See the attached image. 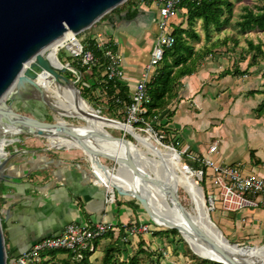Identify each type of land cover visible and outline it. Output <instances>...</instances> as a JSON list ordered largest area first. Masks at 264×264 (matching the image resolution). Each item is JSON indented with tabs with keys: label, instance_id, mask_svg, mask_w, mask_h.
<instances>
[{
	"label": "crops",
	"instance_id": "1",
	"mask_svg": "<svg viewBox=\"0 0 264 264\" xmlns=\"http://www.w3.org/2000/svg\"><path fill=\"white\" fill-rule=\"evenodd\" d=\"M150 9L155 15V21H158L157 10L152 6ZM185 13L184 10L172 22L173 30L178 26L187 27ZM156 29L153 47L158 34V25ZM135 52L136 49L133 48V56ZM127 61L128 63L124 62L125 80H128L127 85L132 93L140 80L139 75L147 64L141 69L136 65L135 58ZM244 62L246 67H244L245 63H239L238 68L241 72L249 69L248 65L251 61L244 60ZM255 69L253 66L246 75L236 77L223 76L230 69L222 70L223 72H219L220 76L216 77H220V80L215 82L216 87L210 90V97L205 94L203 95L206 97H203L196 92L201 81L204 80L203 73L207 74L205 71L187 76L191 84L187 86L186 94L193 96L197 105L203 104L205 115H199L183 107L178 108L171 121L166 119L164 114L160 116L159 124L165 131H159L164 133L170 141L169 144L175 146L179 152L187 151L200 158H209L223 166H237L245 175L264 179V114L257 112L259 106L264 103V95L250 96L251 92L263 90L264 85L261 87L259 81L256 84L252 83L247 89L248 93L240 97L234 94V90H238V87L233 86L235 80L247 77L249 72L252 73ZM217 94L220 95L218 99ZM222 106L226 107L225 112L218 111ZM214 118H220V121H213ZM215 144L218 147L216 153L209 154L210 147ZM57 150L55 154L43 149L19 150L4 170L0 180V213L4 224L7 252L11 259L18 257L46 237L60 235L72 223L94 225L107 222L115 225L117 230L113 236H105L94 243L96 250L91 253L90 263L100 264L105 249L110 244H114L118 238L122 250L119 258L121 261L127 260L129 254L132 255V251L138 249L137 244L132 243L134 247H131L128 241L134 242L137 236L142 234H131L132 226H129L128 222L142 225L146 223L141 218L140 209L134 210L130 199L116 197V202L106 210L107 190L96 181L92 167L105 185L107 172L95 165L85 152L83 153L87 160L80 151ZM1 156L4 157L3 149ZM200 168L199 165L195 170ZM205 174L203 184L208 182L206 189L209 194H207L209 196L214 192L217 194L212 182V170L205 169ZM217 211L214 215L216 225L231 243L252 245L264 242V206L259 209H244L236 213H223L220 209ZM156 232L160 230L152 227L142 240L152 251L158 253L163 246H166L165 241L174 242V239L168 235L154 236ZM63 253L62 257L57 255L53 259L50 256L46 257L45 261L51 260L50 264H55L61 259L68 258V253L66 251Z\"/></svg>",
	"mask_w": 264,
	"mask_h": 264
},
{
	"label": "rangeland",
	"instance_id": "2",
	"mask_svg": "<svg viewBox=\"0 0 264 264\" xmlns=\"http://www.w3.org/2000/svg\"><path fill=\"white\" fill-rule=\"evenodd\" d=\"M137 1V2H136ZM133 0L131 5L128 6L125 5L114 12L106 15L103 17L98 23H96L91 29L81 33L76 38L85 46L87 47L89 45L90 40H94L97 34H103L106 36V38H111L114 40L115 45L118 48V53L124 62L128 63V59H136V65L140 67L141 69L144 68V65L147 64V61L149 60L150 53L152 51L153 47V41L155 40V35L157 33V21H155V15L150 9V6L148 4H141L139 3V0ZM235 3L234 7V18L232 20V24L224 27L221 31H216L213 28L211 29V38H206L205 30L203 29V26L201 22H198L195 24L194 28L200 35V41L190 40V43L194 46L195 51L197 53H200V56L197 54L194 58L195 62V72L199 71H205L207 74L203 73L204 80L201 81L200 87L197 89V94H205L206 96L210 97V90L216 87V81L220 80L219 78H216L219 75V72L222 70L232 69L234 70L236 67H240L239 63H245V60H251L252 55L248 54V41H253L255 44L262 43L263 44V51H264V31H246L242 32L240 31L239 27L237 26V22L241 19V15L243 14V10L245 7L253 8L255 11L257 8L264 5L263 0H233ZM130 7V8H129ZM138 11V17L136 18V21L132 23L126 22L125 20H122V16L127 14L129 12V15L134 11ZM78 43L76 41L69 42L67 45L68 48L71 50L73 49V46H76ZM138 47V49H137ZM133 48L136 49L135 56H133ZM87 49V48H86ZM208 51V52H207ZM130 53V54H129ZM205 53L204 55L207 56L205 58H202L201 55ZM207 53V55H206ZM130 57V58H129ZM134 57V58H133ZM49 58L52 60L54 64L61 67L60 62L66 67L67 64H70L72 66L80 67L77 63L78 59L77 57L72 54L70 50L67 48H61L57 52L53 53L49 56ZM60 61V62H59ZM243 61V62H241ZM255 70H253L252 73L249 72L247 77H241L242 79H238V81L235 80L234 87H238V90H234V94H236L237 97H240L243 94H247L248 87L251 86V84H256L258 81L262 87L264 85V55H261L260 58H258V64L255 65ZM124 72H126V67H123ZM77 71V70H75ZM144 72V71H143ZM143 72L139 75V79L141 80ZM223 72V71H222ZM101 78L100 80L103 82V76L105 74V71L101 72ZM65 75L71 79L72 81H78L79 84H77L78 88L81 91V96L85 97L84 100H86L89 105L96 111H99V115L105 118H110V112L109 107L112 101H116V98L114 96L109 97L105 92H102L101 88L95 89L93 86L95 82H97V79L99 76L95 75L92 76V70L88 69L85 71L83 75L76 76L74 74H70V71L67 70ZM141 76V77H140ZM238 78V77H237ZM139 80V81H140ZM190 79L188 77H185L181 79L176 87L175 92L176 96L172 98L171 103H169L167 110H166V116L165 118L171 121L172 114L175 113V110L178 108H186L192 112H195L199 115H205V110L203 104H196L193 96L186 94L187 86L191 83H189ZM122 83L127 84L128 80H121ZM229 83V82H228ZM232 84V82H231ZM227 85V84H226ZM230 85V84H229ZM89 89V90H88ZM186 90V91H185ZM237 90V91H236ZM88 91V92H87ZM236 91V92H235ZM203 95V97H206ZM217 99L220 97L219 94L216 95ZM233 96L231 95L230 98ZM236 97V98H237ZM184 101V102H182ZM8 104H11L16 111L25 114L29 117H33L48 123H54L57 121H61V117L57 115V113L52 109L49 105H46L43 101H41L37 96H35V90L33 88H29L27 91H23L21 93H17L16 91L13 92L6 100ZM177 104V105H176ZM172 105V106H171ZM221 105V104H220ZM225 106H222L220 109H218L219 112L223 110L225 112ZM125 110L121 109L119 111V114L122 117V121H119L124 124H128L132 127L133 132L135 134L141 135L142 137H146L149 139L150 142L155 143L158 145V141L155 139V135H150L146 130H143V126L141 125H132L128 123V114L127 112L124 113ZM171 115V116H170ZM220 115V113H219ZM66 122L69 124L75 125V126H82L85 125V123L81 120L67 117L63 118ZM116 120V119H112ZM164 118L162 119L163 122ZM118 121V120H116ZM213 121H220V118H214ZM159 120L156 121L154 124V128L156 131L163 130L162 127L159 124ZM147 129V128H145ZM114 137L119 138H125L129 141L130 145L138 146V140L137 138L130 135L127 132H124L120 129H107ZM4 136L0 135V141L2 140ZM9 140L17 139V141L10 146H6L4 149L9 152L10 155H17L19 150H45L47 152L56 153L58 152V148H50L49 141L46 138L38 137L34 135H20V136H14V137H7ZM153 138V139H152ZM169 140L161 142L158 145V147L163 150L167 151L166 148L163 147V145L167 146L169 145ZM141 148V147H139ZM142 149V148H141ZM4 153H6V151ZM76 150V149H73ZM80 151V150H77ZM82 155L84 156V159L87 160V157L84 155L83 152L87 151H80ZM88 154V153H87ZM176 159L179 161L178 158H180L177 154L172 153ZM89 155V154H88ZM145 157L142 158L143 160H140L139 158L136 159V166L137 168L142 172V174L145 175H151L152 173L155 174V171L158 169L155 165V163L147 162V157L151 158V155H144ZM0 153V161L5 159V157H2ZM100 160L102 163L110 167L111 169H114L117 167V164L112 160L104 156L99 155ZM10 159L8 162L12 161ZM182 161L180 163V168L183 170L184 167H190V168H196V165L193 164V162L189 161L186 156H182ZM155 170L154 172L151 171V169ZM161 172V171H160ZM196 175V174H195ZM193 176L194 180L198 183V186L203 189L204 195L206 198H209V193L207 192L206 187L208 186V182H205L204 184L201 182V178L196 175ZM155 175H152L154 177ZM157 180H159L157 175ZM153 186V185H152ZM110 191H113V189L109 188L108 185L106 186ZM1 191V188H0ZM208 193V194H207ZM215 195V192L213 193ZM178 195L180 197V200L184 207L188 208L191 206L190 204V198L185 193V191L181 188L178 190ZM116 197H125L126 199H130V201H136L140 205L139 213L141 215V218L146 222L145 224L152 225L153 228H157L160 231H166V230H172L163 226H159L155 224L152 220V218L149 216L147 211L143 208V206L134 198L128 196V195H120L116 191ZM216 198V196H215ZM215 206L217 210L219 209V202H215ZM210 211V216L213 220V222L216 224L214 215L216 212ZM0 217L2 219V215L0 213ZM132 221L128 222L129 226H136L137 228H140L142 226L141 223H131ZM156 225V226H155ZM169 234V233H168ZM146 235V233L139 234L137 236V239L132 242L131 240L128 241V243L132 245L139 244L137 241L142 240L143 236ZM168 236L173 237L171 234ZM167 238V237H166ZM174 242H164L166 246H163V248L158 252L157 255L154 257V262L161 259V264L164 262V264H193V258L198 257L194 251L191 249V246L187 241L183 238V236L180 234L177 237H173ZM174 244V245H172ZM252 246L255 248L261 247L264 245V242H258L246 245H240V246ZM254 248V249H255ZM254 249H249L245 251H252ZM136 250L132 251V255L136 254ZM45 255V254H44ZM60 257L64 255L63 252H60L58 254ZM62 259L59 260L55 264H60ZM42 264V263H38Z\"/></svg>",
	"mask_w": 264,
	"mask_h": 264
},
{
	"label": "water",
	"instance_id": "3",
	"mask_svg": "<svg viewBox=\"0 0 264 264\" xmlns=\"http://www.w3.org/2000/svg\"><path fill=\"white\" fill-rule=\"evenodd\" d=\"M127 1L129 0H0V135L6 137L34 135L46 138L61 132L82 142L85 149L94 156H102L89 149L83 143V140L87 139V135L77 132L71 125H66L63 121L48 123L29 117L16 111L6 100L15 91L21 93L29 88L35 90L37 85L34 83V78L36 73L40 71L46 72L59 82L70 85L81 95L76 82L65 75L68 69L60 61L61 67L53 64L49 56L63 48L81 33L91 29L103 17L114 12L115 9L127 5L125 4ZM125 18L128 23L136 21V18L128 20L126 14L122 16V20H125ZM80 98L84 101L82 96ZM40 100L48 105L45 100ZM92 111L93 114L89 113V116L100 119L103 123L113 124L117 122L100 116V112L93 108ZM118 123L121 122L118 121ZM123 125L125 124L123 123ZM10 132L12 134H9ZM93 137L129 143L125 138L114 137L101 132H95ZM166 150L177 154L180 157L178 163H181L182 158L176 150L168 148ZM119 161L132 171L134 177L171 196L173 203L187 219V226L191 229L192 234L207 243L213 250L215 257L209 256L205 260L221 264H250L237 257V254L232 250H249L255 247L240 246L231 243L226 238L210 216V197H205L203 189L198 186L195 180L194 182L200 189L204 200V224H198L190 219V213L182 204L177 187L160 183L155 176L142 174L130 154ZM8 163L0 161V180ZM166 168H169V165ZM179 170L186 174L193 173L188 167H184L183 170L179 167ZM113 191L115 194L117 191L120 195H127L118 188L113 189ZM134 199L152 217L144 200L139 197ZM166 228L175 229L182 235V231L178 227L167 226ZM7 262L8 252L0 217V264H7Z\"/></svg>",
	"mask_w": 264,
	"mask_h": 264
},
{
	"label": "built area",
	"instance_id": "4",
	"mask_svg": "<svg viewBox=\"0 0 264 264\" xmlns=\"http://www.w3.org/2000/svg\"><path fill=\"white\" fill-rule=\"evenodd\" d=\"M184 1L185 0H141V4H148L157 10L158 34L151 51L149 63L144 69L141 80L136 83L131 93L132 102L127 109L128 123L143 126V130H146L151 136L155 135V139L159 143L166 141L167 138L162 131H156L154 128V123L158 121L159 117H154L153 121L146 119L149 114V106L152 103V98L148 91V83L154 70L162 63L165 51L175 44L172 22L184 11V9L181 8ZM73 41L78 43L79 49L71 50L67 47L68 45H65L63 48H67L77 57V63L80 67H92L99 63L96 54L88 49V46L85 47L77 38L73 39L71 42ZM94 41L97 50L101 51L103 54V59L105 61L104 75L109 80H125L123 61L119 53L114 50V41L109 37L106 38L103 34H97ZM66 68L76 76L82 75L76 66L67 64ZM75 82L76 84L78 83V81ZM165 147L177 151L176 147L171 144L165 145ZM217 148V144L211 146L209 154L216 153ZM177 152L180 154L181 158L182 156H186L189 161L196 162L201 166L198 170L190 167L188 168L193 172V176L196 174L201 178L202 183L206 176L205 169L212 170L213 186L217 189V194L209 196L211 199L210 207L213 212L217 210L215 206L216 201L219 202V209L223 213H236L244 209H259L264 206L263 178L245 175L242 169L237 166L219 165L209 158H200L187 151ZM92 174L96 181L107 190V210L108 207L116 202V194L114 191H110L106 185L100 181L93 167ZM151 228L152 225L143 224L140 228L133 226L130 232L131 234L149 233ZM116 230L117 228L115 225L107 222H100L94 225L89 223H72L68 225L60 235L46 237L36 242L18 257L10 259L7 264L42 263L46 260V257H43L44 254L56 251L73 253L75 260L82 261L85 253L95 252L96 248L94 243L96 240L102 239L110 232H116Z\"/></svg>",
	"mask_w": 264,
	"mask_h": 264
},
{
	"label": "bare ground",
	"instance_id": "5",
	"mask_svg": "<svg viewBox=\"0 0 264 264\" xmlns=\"http://www.w3.org/2000/svg\"><path fill=\"white\" fill-rule=\"evenodd\" d=\"M73 49H79V45L73 46ZM34 83L37 85L35 96L45 100L48 105L54 109L57 115L62 118L61 121H63V123L71 125L77 132L87 135V139L83 140V143L86 144L89 149L104 157L112 159L117 164V167L111 169L102 163L99 155L94 156L89 153L82 142L73 139L67 134H62L61 132L46 137L49 141L50 148L76 149L82 152L87 151L89 155L85 153L89 159L107 172L108 178L106 186L108 185L111 189L118 188L132 198L139 197L143 199L154 223L163 227L175 226L180 228L183 238L189 243L191 249L197 256L202 259H207L209 256L215 257L211 247L192 234L191 229L187 226V219L173 203L171 196L145 181L134 177L132 171L129 170L124 163L119 161L120 159H125L127 154H130L136 164L137 158L143 160L142 158L145 157L144 155H151V158L147 157V162L155 163L156 167L158 166L156 171L148 167L151 171H155V174L152 173L151 176L155 175V177H157L158 175V181L160 183L174 185L177 187V191L179 188L183 189L190 198L191 206L188 208L185 207L190 213V219L198 224H204V200L200 189L194 182L193 173L186 174L180 172V163H178L176 157L172 153L163 151L158 147V145L162 143H158L157 145L150 142L148 138L135 134L132 127L128 124L123 125V123H118V121L113 124L103 123L100 119L89 116V113L93 114L92 107L89 103L86 100H81V95L70 85L55 80L44 71L36 73ZM66 116L81 120L85 125L75 126L69 124L63 120ZM107 129H120L130 135L133 134L138 140L139 147L142 149L137 145L133 146L123 141H112L93 137L95 132L112 135ZM9 134H12V132ZM5 138L7 137L4 136L2 139ZM163 147L166 148L164 145ZM0 153L2 154L1 146ZM7 154L8 157L1 161L8 162L14 157V155H10L9 152H7ZM166 164L169 165V168H166ZM232 251L237 254V257L250 264H264V245L250 252L235 249Z\"/></svg>",
	"mask_w": 264,
	"mask_h": 264
},
{
	"label": "trees",
	"instance_id": "6",
	"mask_svg": "<svg viewBox=\"0 0 264 264\" xmlns=\"http://www.w3.org/2000/svg\"><path fill=\"white\" fill-rule=\"evenodd\" d=\"M132 1L133 0H129L125 4H128V6H130ZM140 2L141 0H139V3ZM234 7L235 3L233 2V0H185L183 2L181 8L186 11L185 22L187 24V27L182 28L181 26H178L174 29L173 36L175 37V44L173 45V47L165 51V56L162 63L154 70L152 77L148 83V91L152 98V103L149 106V114L146 118L147 120L153 121L154 117H159L161 120V115L164 114V116H166L167 107L169 103H171L172 98L176 96L175 87L177 83L181 79L187 76H192L195 73L196 66L193 60L197 54L200 56V53H197L195 51V48L190 43V40L200 41L201 39L199 33L194 28L195 24L201 22L206 33V38L209 39L211 38L212 28L219 32L224 27L232 24V20L234 18ZM126 15L128 20H132L139 14L137 10H134L130 15L129 12H127ZM236 24L242 32L255 30L264 31V5L257 8L256 11L253 8L245 7L243 10V14L241 15V19ZM88 49L92 50L96 54V57L99 59V63L92 67L76 68L82 75L86 70L90 69L92 70L93 77L95 75L99 76L97 82H95L93 86L95 87V89L101 88L102 92H105V94H107L109 97L114 96V98H116V101H112L108 109L111 113L110 118L122 121V117L118 114L121 109L125 110L124 113H126L128 107L132 102L130 88L127 84L122 83L121 80H109L105 75L103 76L102 82L100 80L102 74L101 72L105 71V61L103 59V54L101 53V51L97 50V48L95 47V41L92 39L89 42ZM114 50L116 52L118 51L116 45L114 46ZM204 54L205 53L201 55L202 58L207 57ZM248 54L252 55L250 60L251 62L248 65V68L250 69L253 66L257 65L258 58H260L261 55H264L263 44L261 42L255 44L253 41H248ZM248 70H246L245 72H241L240 69L236 67V69L234 70L226 71L223 76H243L248 73ZM70 74L73 73L70 72ZM255 95H264V89L250 93V96ZM83 99H85L84 96ZM257 112L261 115L264 114V103L259 106ZM173 115L174 114H172V117ZM162 118L164 117L162 116ZM16 141L17 140L13 138L12 140H9V138H5L0 141V146L3 150H5L4 148L6 146H10ZM166 141L168 140L166 139ZM4 157H8L7 151L6 153H4ZM193 164L196 165V168L199 167L198 163L193 162ZM131 202L133 203L132 207L134 208V210L140 209V205L137 204L136 201ZM2 227L4 231L3 220ZM168 233L173 237H177L180 235L177 230L173 229L156 232L154 233V236H167L169 235ZM113 234L114 232H110L106 236L110 237L113 236ZM124 236L125 234L123 235V237ZM99 240L101 239L96 240L95 243ZM119 243L120 239L118 238V240L114 244H110L105 249L104 256L102 257L100 264H161V259L157 260L156 262L153 261L155 255H157L158 253L152 251L143 240L139 242L136 254H129L127 260L121 261L119 257L120 255H122V250H120ZM60 252H49L46 253L43 257L48 258L51 256V258L55 259ZM66 253H68V258L61 261L60 264H91V253H85L82 261L75 260V256L73 253ZM10 259L11 256L8 253V262L10 261ZM50 262L51 260L43 261L42 264H50ZM193 264L221 263L205 260L198 256L193 258Z\"/></svg>",
	"mask_w": 264,
	"mask_h": 264
}]
</instances>
